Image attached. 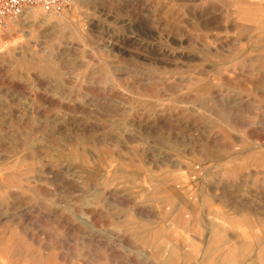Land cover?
Returning a JSON list of instances; mask_svg holds the SVG:
<instances>
[{
  "label": "rangeland",
  "instance_id": "374dc122",
  "mask_svg": "<svg viewBox=\"0 0 264 264\" xmlns=\"http://www.w3.org/2000/svg\"><path fill=\"white\" fill-rule=\"evenodd\" d=\"M0 264H264V0L0 24Z\"/></svg>",
  "mask_w": 264,
  "mask_h": 264
},
{
  "label": "built area",
  "instance_id": "2783aa9c",
  "mask_svg": "<svg viewBox=\"0 0 264 264\" xmlns=\"http://www.w3.org/2000/svg\"><path fill=\"white\" fill-rule=\"evenodd\" d=\"M74 0H0V24L21 16L29 8L40 7L46 12H59Z\"/></svg>",
  "mask_w": 264,
  "mask_h": 264
}]
</instances>
